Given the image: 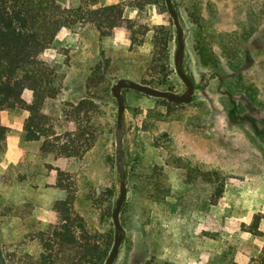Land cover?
<instances>
[{
  "label": "rangeland",
  "instance_id": "rangeland-1",
  "mask_svg": "<svg viewBox=\"0 0 264 264\" xmlns=\"http://www.w3.org/2000/svg\"><path fill=\"white\" fill-rule=\"evenodd\" d=\"M103 4L125 7L124 17L135 23L134 43L123 28L102 37L86 23L64 29L43 55L62 79L61 93L45 104L46 127L54 125L61 133L56 144L63 143L64 104L92 95L98 106L95 147L80 159L44 152L25 140V105L1 113L7 141L0 151V264H34L44 252L42 240L62 224L56 204L68 194L57 187L59 171L72 187L76 227L82 224L99 243L110 242L111 252L121 181L112 87L120 79L163 76V63L152 61L158 26L170 29L167 81L176 93L186 91L175 69L177 30L165 0ZM173 5L184 30V68L197 89L188 105L124 91L128 193L114 264H250L264 245L256 235L264 234V0ZM22 98L28 106L33 94Z\"/></svg>",
  "mask_w": 264,
  "mask_h": 264
},
{
  "label": "trees",
  "instance_id": "trees-1",
  "mask_svg": "<svg viewBox=\"0 0 264 264\" xmlns=\"http://www.w3.org/2000/svg\"><path fill=\"white\" fill-rule=\"evenodd\" d=\"M103 3L104 0H0V151L5 149L7 141V129L1 124V113L24 105L29 113L23 126L25 140L41 144L44 152L58 151L67 158L80 159L95 147L99 133L96 122L98 106L92 95L77 104H64L61 117L68 119V126L63 143L56 144L61 142V133L56 132L54 125L46 127L50 118L44 107L48 100L61 93L62 79L43 55L64 29L86 23L93 24L102 37L111 36L116 29L123 28L131 33L134 43L135 23L124 17L125 7L120 4L105 6ZM151 37L154 46L152 61L163 63L158 66L163 76L160 79L132 80L176 93L166 78L171 61L170 29L158 26ZM26 91L33 94L28 106L22 98ZM64 175V172H58L57 187L68 196L56 204L62 224L53 232L51 239L42 240L44 252L34 264H105L110 254V242L99 243L87 235L82 224L76 227L72 187L60 180ZM256 235L264 237L258 231ZM250 264H264V245Z\"/></svg>",
  "mask_w": 264,
  "mask_h": 264
},
{
  "label": "water",
  "instance_id": "water-1",
  "mask_svg": "<svg viewBox=\"0 0 264 264\" xmlns=\"http://www.w3.org/2000/svg\"><path fill=\"white\" fill-rule=\"evenodd\" d=\"M170 16L172 17L176 30H177V50L175 52L174 64L178 77L186 87V91L183 94H177L170 91L158 90L130 79H120L113 87L112 94L118 103V115H117V130L118 140L117 146L120 159V195L116 201L115 209L113 212V223L115 226V241L113 248L105 262V264H114L119 256L121 243L123 241V227L120 222V214L122 207L127 199V184H126V171L122 160V147H121V131L123 125L124 113L126 111V100L124 97V90H133L138 93L154 98H162L174 104H190L193 101L195 93V84L190 76L186 73L184 68L185 61V36L184 30L181 25L180 17L173 5V0H165Z\"/></svg>",
  "mask_w": 264,
  "mask_h": 264
},
{
  "label": "flooded vegetation",
  "instance_id": "flooded-vegetation-1",
  "mask_svg": "<svg viewBox=\"0 0 264 264\" xmlns=\"http://www.w3.org/2000/svg\"><path fill=\"white\" fill-rule=\"evenodd\" d=\"M190 78L193 80V82H194V84H195V92H196L197 86H196L195 80H194L192 77H190ZM194 95H195V93H194ZM193 101H194V96H193ZM193 101H192V102H193ZM192 102H191V103H192ZM191 103H190V104H191ZM187 105H188V104H187Z\"/></svg>",
  "mask_w": 264,
  "mask_h": 264
}]
</instances>
